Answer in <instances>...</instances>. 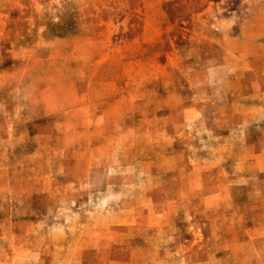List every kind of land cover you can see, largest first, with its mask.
<instances>
[{
  "label": "rangeland",
  "instance_id": "374dc122",
  "mask_svg": "<svg viewBox=\"0 0 264 264\" xmlns=\"http://www.w3.org/2000/svg\"><path fill=\"white\" fill-rule=\"evenodd\" d=\"M0 264H264V0H0Z\"/></svg>",
  "mask_w": 264,
  "mask_h": 264
}]
</instances>
